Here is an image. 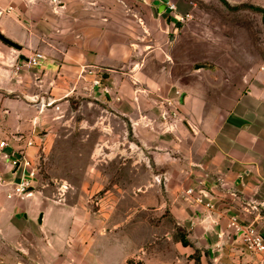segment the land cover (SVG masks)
Instances as JSON below:
<instances>
[{"label": "crops", "instance_id": "0c3cea01", "mask_svg": "<svg viewBox=\"0 0 264 264\" xmlns=\"http://www.w3.org/2000/svg\"><path fill=\"white\" fill-rule=\"evenodd\" d=\"M56 1L45 6V34L39 37L34 35L32 15L20 16L23 11L16 1L0 0V31L24 43L17 48L0 38V73L15 76L19 73L13 65L16 51H23V56L41 43L45 79L55 74L49 98L61 106L59 99L68 97L72 89L94 96L125 116L144 146L149 143L142 123L152 112L160 118L164 107H179L176 120L159 131L168 148L166 178L173 186L199 187L220 205L212 217L222 216L223 232L232 230L227 221L236 209L244 224L264 234V66L227 64L241 59L239 48L231 50L211 41L210 35L195 39L196 25L187 21L195 4L188 9L176 2L177 10H171L168 1L160 0ZM181 16L184 21H179ZM132 21L139 31L131 27ZM155 51L160 58L153 63ZM192 58L203 61L185 69L184 80L180 74L174 77L177 61ZM69 69L74 70L72 84L66 78ZM16 85L11 82L0 89ZM14 107L8 109L4 131L0 124V135L7 134L8 142L2 146L0 139V261L97 264V245L93 249L91 243L93 224L86 222L90 213L46 192L43 177L34 181L32 194L9 195L17 171L13 156L5 153H14L31 138L34 144L25 150L32 157L39 149L37 129L45 127V108L38 115L36 108ZM84 235H89V250L83 249ZM258 254L254 261L264 264V253Z\"/></svg>", "mask_w": 264, "mask_h": 264}, {"label": "rangeland", "instance_id": "374dc122", "mask_svg": "<svg viewBox=\"0 0 264 264\" xmlns=\"http://www.w3.org/2000/svg\"><path fill=\"white\" fill-rule=\"evenodd\" d=\"M13 1L23 11L20 16L32 15L34 35H44L45 6L53 0ZM172 1L187 8L196 5L187 20L196 25L195 39L210 35L211 41H219L231 50L240 49L241 59H231L227 64L239 61L242 67L264 66V12L259 9L264 8V0H229L233 5L222 0ZM137 24L132 21L131 27L139 31ZM40 46L34 45L23 56V51H16L13 65L19 73L15 76L0 73L1 86L17 83L13 89H0V124L4 131L11 106L36 108L38 115L45 108V127L37 129L35 144L39 149L32 156L39 170L38 179L45 178L49 194L61 196L90 213L92 218L86 222L87 226L89 220L93 224L91 243L93 249L97 245V254L95 257L92 252V256L97 264H262L254 261L253 255L257 257L258 252L249 248L244 234L232 225L235 218L244 222L236 209L231 210L227 221L232 230L223 232L222 216L212 217L220 205L199 187L173 186L166 178L168 172L163 165L169 161L168 148L159 136L165 126L156 113L142 123L149 143L144 146L125 116L88 93L72 89L68 97L59 99L61 106L56 107V101L49 103V86L55 82V74L45 79V58L38 65L30 64L28 58ZM157 52L151 56L153 63L160 58ZM201 61L178 60L174 77L180 78L191 64L194 67ZM73 71H66L70 84L74 81ZM185 77L182 74L181 79ZM51 106L54 108L49 109ZM109 111L110 117L106 118ZM6 135L1 134L0 139ZM207 199L212 205H207ZM183 236L189 243L183 242ZM81 240L83 249L89 250V235Z\"/></svg>", "mask_w": 264, "mask_h": 264}, {"label": "built area", "instance_id": "2783aa9c", "mask_svg": "<svg viewBox=\"0 0 264 264\" xmlns=\"http://www.w3.org/2000/svg\"><path fill=\"white\" fill-rule=\"evenodd\" d=\"M167 6L171 10L177 9V4L174 1L169 0L167 2ZM183 16H181V19ZM45 53L41 50H35L30 54L29 63L32 65H38L42 62V60L45 58ZM95 83H100L99 79H95ZM55 100L48 101L49 103H53ZM168 104H171V101L168 100ZM59 107V105H56ZM174 108L169 109L164 107L160 114L161 122L164 124V126H167L168 122H173L176 120L178 114H179V107L173 106ZM7 140L3 139L1 141V145L5 146L7 145ZM34 144V139L29 138L26 141L25 146H21L17 148V150L14 153L6 152V157H12V162L15 166V169L17 171V178L13 180V188L12 191L9 193V195L13 194H32L35 188V180L38 179L39 176V170H37V166L34 164V161L32 158L27 154L25 148L28 145ZM191 191L193 189H190ZM189 190V191H190ZM206 194V193H205ZM208 197V194H206ZM204 198L199 197V200H203ZM207 205H212V202L210 199H207ZM232 225H235L236 229L240 231L242 234H244V238L248 243V246L251 250L255 252H260L264 250V234L257 230L252 224L244 225L243 223H240V221L235 218V220L232 222ZM0 264H6L2 261H0Z\"/></svg>", "mask_w": 264, "mask_h": 264}, {"label": "water", "instance_id": "95a60500", "mask_svg": "<svg viewBox=\"0 0 264 264\" xmlns=\"http://www.w3.org/2000/svg\"><path fill=\"white\" fill-rule=\"evenodd\" d=\"M0 38L3 39L4 41L8 42L9 44L17 47V48H22V44L19 43L18 41L8 37L5 35L3 32L0 31Z\"/></svg>", "mask_w": 264, "mask_h": 264}, {"label": "trees", "instance_id": "16d2710c", "mask_svg": "<svg viewBox=\"0 0 264 264\" xmlns=\"http://www.w3.org/2000/svg\"><path fill=\"white\" fill-rule=\"evenodd\" d=\"M222 1H225L226 3H227V0H222ZM259 9H261L263 12H264V8H259ZM264 20V19H263ZM183 242L185 243V244H187V243H189V240L185 237V236H183Z\"/></svg>", "mask_w": 264, "mask_h": 264}]
</instances>
